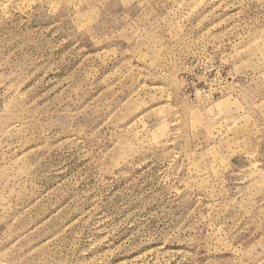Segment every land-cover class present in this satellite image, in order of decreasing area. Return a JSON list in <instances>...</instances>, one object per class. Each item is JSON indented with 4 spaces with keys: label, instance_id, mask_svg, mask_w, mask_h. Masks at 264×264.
I'll use <instances>...</instances> for the list:
<instances>
[{
    "label": "rangeland",
    "instance_id": "374dc122",
    "mask_svg": "<svg viewBox=\"0 0 264 264\" xmlns=\"http://www.w3.org/2000/svg\"><path fill=\"white\" fill-rule=\"evenodd\" d=\"M0 264H264V0H0Z\"/></svg>",
    "mask_w": 264,
    "mask_h": 264
}]
</instances>
